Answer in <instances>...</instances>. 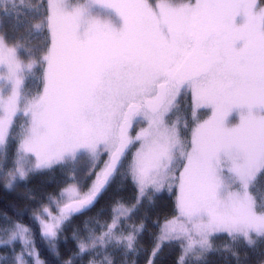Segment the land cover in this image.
Listing matches in <instances>:
<instances>
[{
	"label": "snow or ice",
	"instance_id": "obj_1",
	"mask_svg": "<svg viewBox=\"0 0 264 264\" xmlns=\"http://www.w3.org/2000/svg\"><path fill=\"white\" fill-rule=\"evenodd\" d=\"M23 3L3 0L0 12L11 15ZM35 11L40 19L35 29L46 28L48 38L43 48L27 50V63L20 55L25 45L0 35L5 161L15 121L26 118L13 168L0 174L5 187L67 161L88 156L95 164L103 153L108 156L86 192L73 182L60 194L66 202L58 216L45 208L49 222L37 217L50 246L56 247L61 225L92 206L120 174L131 176L140 197L148 189L177 193L178 214L161 227L153 256L162 242L178 240L180 264L186 258L200 261L217 234L250 247L264 242V194L255 192L264 176V7L259 0H48L43 19L39 7ZM37 51L42 55L36 57ZM37 65L43 67V87L32 95L25 89ZM189 91L195 126L190 140H182L181 118L169 126L166 117ZM201 109L207 119H200ZM143 122L147 126L131 135ZM183 123L188 129L186 118ZM113 211L106 232L79 241L81 254L97 244L106 250L113 241L134 249L143 225L117 235L120 217L132 209L119 205ZM10 240L22 242L32 255L28 227L14 225ZM17 262L27 264L22 255ZM36 264H41L38 257ZM101 264L114 262L105 255Z\"/></svg>",
	"mask_w": 264,
	"mask_h": 264
},
{
	"label": "trees",
	"instance_id": "obj_2",
	"mask_svg": "<svg viewBox=\"0 0 264 264\" xmlns=\"http://www.w3.org/2000/svg\"><path fill=\"white\" fill-rule=\"evenodd\" d=\"M45 2V0L40 1L39 15L42 18L46 15ZM27 6L21 5L19 11H12L8 16L0 13L1 34L8 36L10 44L21 42L25 45L26 50L21 51L20 54L23 61H26L27 50L43 48L48 38L46 32L37 33L33 25V15L30 21L28 20ZM22 37L23 41H21ZM34 55L39 57L42 52L37 51ZM41 67L40 65L35 67L38 70L39 84ZM30 87L33 92L38 90L37 85ZM81 160L82 158L78 159L67 169L65 166L36 175L32 173L25 180L17 181L11 189L2 188L0 184V227H8V224L13 222H21L27 226L32 232L38 256L44 264H69V262L70 264H90L91 259L103 260L104 257L94 256L91 252L81 254L78 251V241L82 239L89 241L92 237L104 232L108 219L114 215L113 210L119 205L134 206L135 211L131 222L135 226L143 225L141 236H137L136 254L133 255L130 251L124 254L125 257H121L120 251L114 250L111 258L114 264H132L133 261L134 264L147 263L150 257V247L157 237L156 231L159 224L175 216L176 203L172 193H163L158 196L155 192H151L140 197L130 175L126 178L123 174L117 175L107 190L98 196L87 211L67 221L58 232V237L54 242L55 248H49L39 240L36 222L30 220V212L49 202L47 197L60 187L59 182L64 179L65 170L75 180L81 174L80 185L88 184L99 167L88 169L90 162L87 158L78 164ZM127 162L128 159L121 173L127 171ZM82 180L85 181L82 183ZM255 192L257 195L264 194V176L258 177ZM138 197L139 203L137 202ZM27 216H29L28 219H23ZM118 231L125 232L121 228L115 229L114 232L117 234ZM212 241V250L207 255L200 261L187 259L186 264H264V242L258 241L255 246L250 247L244 241L231 240L226 234L215 235ZM150 262L151 264H180V258L176 249L163 248L150 258Z\"/></svg>",
	"mask_w": 264,
	"mask_h": 264
},
{
	"label": "rangeland",
	"instance_id": "obj_3",
	"mask_svg": "<svg viewBox=\"0 0 264 264\" xmlns=\"http://www.w3.org/2000/svg\"><path fill=\"white\" fill-rule=\"evenodd\" d=\"M40 1H42V0H24V3H23V5L25 4V6L28 5L26 13H27L29 21H30L31 15H33V25L34 26L36 24L40 23V19H36L35 18V15H36V11L35 10L37 9V7H39V10H40ZM45 1L46 2H45L44 5H45V8L47 10L48 0H45ZM79 2L83 3V2H85V0H79ZM260 3L262 4L263 0L262 1L260 0ZM2 4H3V0H0V8H2ZM17 4H19V0H17ZM0 13H2V12H0ZM40 18L43 19L41 16H40ZM0 26H1V23H0ZM1 31H2V29H0V35H2ZM40 32H46V34H47L46 36H48V30L46 28H44L43 30H40ZM35 41H37L36 38H35ZM25 62L26 63L28 62L27 58H26ZM41 70H42V73H43V67H41ZM33 72H34V77L27 81V87H26L25 91H26V93H31L32 95H35V93L38 90H42L43 83H42V73L40 74L41 75V80H40V84H39V81H38V70H36L34 68ZM31 85L32 86L37 85L38 86V90L36 92H33L31 90V87H30ZM39 86H40V88H39ZM185 94L186 93H183L181 95L182 98L179 97V104L177 105V108L174 109L173 112L170 113L168 117H166V121L168 122L169 126H171L172 123L176 122L177 117H180L181 118V122L177 124V129H178V131L180 133L181 139L182 140H190V138H191V128L195 126V121L193 120V116H192L191 97H190V95L188 96V95H185ZM188 104H190L191 106L188 105ZM21 107H23V105H21ZM201 110H203V112L199 111V113H198L200 119L201 120L207 119V114H206L207 110L206 109H201ZM184 118H186L187 121H188V125H189L188 129H185V127H184V123H183V119ZM146 126H147L146 123L141 124V127H139L138 129H136V127H137L136 126L134 128V130L136 129L135 132H134V130L133 131L131 130V135L135 136V134L137 132H139L142 127H146ZM25 127H26V118L23 117V116H20L15 121L14 129H13L14 140L10 141V143L8 145L7 160L5 161L4 156L0 155V174H3V176H6L8 171H10L13 168V161L15 159V153H16V149H17V146H18L19 138H20L21 134L23 133ZM138 147H139L138 143L135 144L134 146H131L130 151L127 153V159H128V162L126 163L127 166H128V163L132 159V154L135 152L136 148H138ZM106 157H108L107 154H106ZM84 158H87V160L90 162L88 169H90L91 167H93V168H95V167L98 168L99 167L98 166L99 165V161L96 162L95 164H93V162L90 160V158L88 156L82 157V160L80 162H78V164L82 163ZM76 162L77 161H67V162H65L62 165H54L50 169H43V170L32 172V173H34V175H36V174H40L41 172H45V171L49 172V171L54 170V169H56L58 167H65V166H66V169H67L70 165H74ZM103 166L99 167L98 171H100V169L103 168ZM64 172H65V174H63L64 179H62L59 182L60 187L56 191L52 192V194L49 197H47L49 202L46 203L45 205H43V207H40L37 210L34 209V210H32L30 212L31 213L30 220H34L36 222V226H37V229H38V238H39V240L43 242L42 244L48 246L49 248L51 246L48 243V241L45 240L42 237L41 224H40V220L37 219V217H41L42 219L45 220V222H49V218L46 215H43L45 208H48L52 212V214L54 216H58L59 215V208L63 207V203L66 202V200L65 201H61L60 200V194H61L62 190L67 188L70 184H73V182H77L78 184L81 183L80 182L81 174L77 178V180H75V178L72 177L70 174H68L66 172V170ZM32 173H29V175L32 174ZM8 179H10V177H8ZM94 179H95V175L92 176V178L88 182V184L81 185L82 186V192H86L91 187L92 182L94 181ZM17 181H19V180H17ZM84 181L85 180H82V183ZM6 182H7L6 179L0 177V184H1L2 188L5 187V183ZM135 187H136V189L139 192V189L137 188L136 185H135ZM151 192H155V191H153L152 189H148L145 195H147V194H149ZM163 193H166V194L172 193L171 195L174 197L175 203H176L177 193H176L175 190H173L172 192H169L167 190V188H165V189H163V190H161L159 192H155V194H157L158 196H161V194H163ZM123 206L128 208V209H132V212H131V215L128 216V217H120V222L118 223V225L116 227V230H117V228H121L123 231H125L123 233L125 235H127L128 232H131L134 229H139L142 224H139V225L135 226L131 222V217L133 216L132 214L135 211V207L134 206H131V207L128 206V205L125 206V204ZM87 210L88 209H86V210H84L82 212L75 213L74 215H72L70 217V219L66 220L61 225V227L65 223H67V221L75 218L76 216L82 215V213H84ZM177 214L178 213H176L175 216ZM114 215H115V213H114ZM114 215H112V217L108 219L107 228H108V225L112 223V219H113ZM28 217L29 216H27L26 218H23V219H28ZM173 218L166 219L165 221L161 222V224H159V227H158V229L156 231L157 232V237L155 238L152 246L150 247L149 261H147V263H145V264H150V258L153 257V251L156 248V244L158 243V237L161 234V227L164 225V223L167 220H171ZM16 224L24 225L21 222H13L11 224H8V227L7 226L0 227V264H18L17 257L21 256V255L23 256V259L27 262V264H36L37 257H38L39 261L41 262V264H44L43 261L41 260V258L38 256V252H37L36 246L34 247V249H31L32 255H29V250L30 249L27 246H25L22 242H20V241L13 242V241L10 240L11 230L13 229L14 225H16ZM107 228L104 230V232L107 231ZM114 231H115V229H114ZM104 232H102V233H104ZM121 232L122 231H118L117 235H119ZM102 233L97 234L95 237H92L91 239H95L96 237H99ZM31 234H32V232L30 231V238L32 240H34L33 239V235H31ZM138 235L141 236V231H137L136 232V241H137V236ZM217 235H221V234H217ZM212 238H211V243H213ZM82 240H85V239H82ZM79 241H81V240H79ZM79 241H78V244H79ZM240 241H242V240H240ZM5 242H7V243H5ZM89 242H90V240H89ZM163 248H170V249L174 248V249H176L178 251V256H179V258L181 260V256L183 255V248L181 246V242L180 241H178V240L164 241V242L161 243V247H160V249L158 251L162 250ZM114 250L120 251L121 257H125L124 254H126V253L128 254L130 252L129 250L124 248L122 245H117L115 243V241H113L111 244H108L106 250L104 248H102L99 244H97L95 249H92L91 246H89V250L87 252H91L94 256H97V257H104L105 255H110L111 256V254L114 253ZM78 251H79V247H78ZM158 251L156 253H158ZM131 252H132L133 255L136 254V242H135V245H134V249L131 250ZM209 252H207L205 255H207ZM97 253H99V254H97ZM187 259H191V260L195 261L194 258H186V260ZM93 260H95V259H91L90 262H92ZM101 261L102 260H95V264H101ZM132 264H134V261H133Z\"/></svg>",
	"mask_w": 264,
	"mask_h": 264
},
{
	"label": "flooded vegetation",
	"instance_id": "obj_4",
	"mask_svg": "<svg viewBox=\"0 0 264 264\" xmlns=\"http://www.w3.org/2000/svg\"><path fill=\"white\" fill-rule=\"evenodd\" d=\"M262 1V0H261ZM259 3H260V0H259ZM260 6L261 7H264V0H263V3L261 4L260 3ZM185 95H190V97H191V93H190V91L189 92H187ZM180 98H182V96H180ZM179 99V98H178ZM200 111H202L203 112V110H200ZM143 123H146V122H143ZM143 123H141V124H143ZM141 124L140 125H134L133 126V129H132V131L134 130V128L136 127V129H138L139 127H141ZM135 129V130H136ZM135 130H134V132H135ZM107 159H108V157H106V154L105 153H103L102 155H101V157H100V160H99V167H101V166H103L104 165V162L105 161H107Z\"/></svg>",
	"mask_w": 264,
	"mask_h": 264
}]
</instances>
